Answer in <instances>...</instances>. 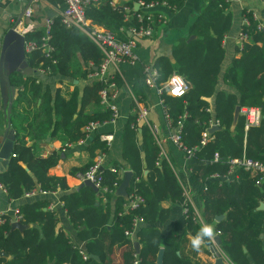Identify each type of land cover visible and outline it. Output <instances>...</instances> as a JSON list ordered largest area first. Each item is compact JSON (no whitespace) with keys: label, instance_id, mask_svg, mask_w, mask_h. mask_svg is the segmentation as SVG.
I'll list each match as a JSON object with an SVG mask.
<instances>
[{"label":"trees","instance_id":"trees-1","mask_svg":"<svg viewBox=\"0 0 264 264\" xmlns=\"http://www.w3.org/2000/svg\"><path fill=\"white\" fill-rule=\"evenodd\" d=\"M164 1L174 10L181 7L184 0ZM123 7L128 11L113 7L110 0H98L84 8V15L124 41L127 39L125 31L119 29L135 26L140 21L136 18L139 10H132L130 2ZM241 14L247 20V24L242 23L239 28L245 38L237 47L238 56L230 60L221 76L222 82L236 94L215 90L223 57L221 43L231 22L228 0H203L188 30V35L193 37L177 39L171 48V61L160 56L153 63L159 72V81L176 72L190 84L182 96L161 95L171 126L180 120L183 145H198L199 134L211 118L206 109L209 99L213 98L212 117L217 121L218 129L210 133L212 139L194 150L188 164L189 176L196 184H203L211 174L225 175L228 159L244 158L264 167V33L250 11L243 9ZM49 35L48 44L53 48L50 57H45L41 48H35L27 53L30 67L41 62L47 75L83 79L91 66L99 63L100 52L77 29L65 28L56 20L49 27ZM39 37L40 32L26 35L27 39L36 42ZM32 80L26 77L24 81L19 78L14 81L15 85L23 86L18 98L27 91L37 96L40 84ZM101 86L97 80L86 82L80 90L73 87L68 97H63L58 89L51 96L45 88V94L40 96V107L51 123V131L60 130L66 140L72 141L83 136L80 128L86 123L106 119L108 112L98 108L97 92ZM89 105L94 109L85 110ZM235 106L258 108L262 116L259 124L244 128L243 117L239 114L233 117ZM132 119L127 120L121 133V154L131 171V178L124 197L114 196L112 200V192L101 189L94 192L86 186L69 189L63 177L47 174L59 159L56 153L40 157L20 139L13 144V157L0 173V183L7 196L16 199L32 189L63 192L59 200L82 248L71 243L57 227L55 212L46 209L47 200L38 199L18 206L17 221L23 229L11 228V218L0 214V251L6 254L0 255V264H156L159 248L162 249L161 264H209L196 258L198 252L190 247V239L200 225L188 205L181 230L175 224L162 235L152 226L168 214L169 208L161 204L178 200L182 189L169 162L164 158L157 160L158 147L148 128L144 125L130 128L128 124ZM94 148L105 151L104 142L97 137L91 139L88 151L91 153ZM214 154L216 160H213ZM110 167L114 171L105 166L98 174L100 184L113 190L121 181L118 175L121 165L112 163ZM142 170L147 171L143 179ZM232 172L230 178L208 181L198 189L202 220L214 223L220 240L218 248L227 260L220 264H264V208L259 207L264 203V177L241 166H234ZM130 195L140 196L142 203L135 208L125 206V198ZM101 198L105 199L104 206ZM110 200L113 203L111 211ZM216 215L223 217L214 222ZM133 218L144 224L134 233L138 252L123 234ZM208 245L200 252L210 256ZM116 252L117 261L113 256ZM89 255L96 256L97 260Z\"/></svg>","mask_w":264,"mask_h":264},{"label":"crops","instance_id":"crops-1","mask_svg":"<svg viewBox=\"0 0 264 264\" xmlns=\"http://www.w3.org/2000/svg\"><path fill=\"white\" fill-rule=\"evenodd\" d=\"M137 1L138 0H110V4L113 7L119 9L123 8V10L128 11L123 5L130 2L131 9L136 10ZM202 2L203 0H184L181 7L174 10L164 6H157L154 8V12H158L163 16L164 22L155 27V33L150 38H140L135 41L133 53L136 56V60L134 63L121 62L116 66V71L114 72L116 96L114 101L118 109L117 118L113 122L101 125L88 136L84 137L83 134L82 137L72 141L66 140L60 130L54 132L51 131V123L49 122V119L44 116L40 107V96L45 94L44 89L46 88L47 93L51 96L54 94V91L58 89L63 97H68L73 87L80 90L86 82H91L93 80L87 76L88 72L83 79H75L60 75H47V71L45 73V69L41 67V62H39L34 68L29 66L27 63V53L32 50H24L25 61L27 66L31 68V73L26 75L12 73L8 76L9 85L13 87L12 94L8 88H4L3 91L0 90V143L7 126V121L14 132V139L11 143L9 157L7 158L6 164L3 167H0V173L6 169L8 161L13 157V144L20 139L24 142L25 146L32 147L36 156L45 157L53 152L59 156L57 163L47 170V174L56 177H63L69 189H75L74 187L81 182L74 177L75 172L88 165L95 155L101 156V167L107 166L110 168L112 163L121 165V168L118 170V175L121 179L125 171H130L121 154V133L123 127L129 118L133 117L134 119V112L137 107H146L147 122L154 124L158 130V139H156V142L149 129L148 131L154 140L153 142L157 144L158 148H161L162 151H164V159L169 162L174 176L182 189L181 197L178 200L170 203L163 202L161 204L164 208H169L168 214L162 221L154 222L152 226L162 235H164L175 224H178L179 230H181L180 228L183 226V216L186 205L192 209L194 217L200 226L203 223H206L203 222L201 216L202 201L198 196V189L208 181H222L228 179L233 175V172L228 173L226 177H212L209 175L204 180L203 184H196L191 180L188 169V164L191 160L185 158L179 149L168 140L170 130L167 128L163 117V106L162 103H159V96L154 89L145 86L142 83L141 78L142 65L150 64L153 66L154 61L160 56H164L171 61V48L176 43L177 39L181 37L191 39L193 37V35H188V30ZM27 6L30 7L31 13L28 17H25L22 16V12ZM63 7V0H0V45L5 30L11 25H14L15 30L18 33L24 35L26 41L33 40L27 39L26 35L34 32H40V37H42L45 31L44 21L46 19L51 20L52 25L53 22L58 20L59 12ZM243 9L251 12L253 18L258 21L260 28L264 24V3L261 0H228V10L230 12L231 22L229 30L223 36L221 43L223 57L219 64L217 84L215 86L216 91L220 90L225 93L236 94L233 88L222 82L221 76L225 68L229 65L230 60L233 57L238 56L236 50L239 46L238 33L243 20L241 14ZM95 25L105 29L101 25ZM126 29L127 27L119 30L121 32L125 31V35L128 39L129 35ZM52 50L53 48L51 51ZM87 64L91 65V62H88ZM91 67L92 71L95 66ZM38 69H41V71ZM26 77H31L33 83L40 84V90L38 91L37 96H33L31 91H27L23 97L18 98V93L22 91L23 86L15 85L14 81L17 80V78L24 81ZM212 100L213 98L211 97L208 101V112L211 114V117L213 114ZM98 106V108L104 109L99 102ZM240 107L238 106V108ZM91 109H94V106L89 105L85 108L87 111H90ZM238 114L241 115L239 109ZM108 117L109 113L106 119H108ZM52 118L53 116L50 117V119ZM133 119L129 122V127ZM142 125L146 126L144 123H139L135 126L139 127ZM80 129L83 132V126ZM104 133H109L112 136L108 145L104 143L105 151L100 148H94L90 153L88 151V146L91 139L97 137L99 141H102L100 140L99 135ZM146 172V170H142V179L145 177ZM119 184L113 189L111 194L112 197L110 198L111 200L114 196L124 197V194H118L117 189ZM32 190V193H27L29 192L27 191L23 193L21 197L12 199L7 196L5 188L0 183V214L4 213L12 220L15 215L14 211L18 209V206L21 203L38 199L47 200L46 209L55 212L57 217V227L62 230L71 243L82 248V242L75 238V230L70 225L68 218L65 215V211L62 208V203L59 200V196L63 192ZM111 200L108 203L110 211L112 210L113 204ZM104 202L105 199L101 198L103 206L105 204ZM213 221L217 222L214 218ZM12 222L16 221H11V223ZM209 224L214 226L213 222H209ZM142 225L144 224L139 223L133 234L128 237L132 242L135 241L133 240L135 231ZM211 245H214L213 242L210 243L208 247ZM208 247L207 249L211 254L210 256L203 252H199L196 253V258H199L202 261H207L209 264H213L215 259ZM113 256L115 257V261H117V252L114 253Z\"/></svg>","mask_w":264,"mask_h":264},{"label":"built area","instance_id":"built-area-1","mask_svg":"<svg viewBox=\"0 0 264 264\" xmlns=\"http://www.w3.org/2000/svg\"><path fill=\"white\" fill-rule=\"evenodd\" d=\"M98 0H63L64 7L59 12L58 21L65 28H76L84 35H86L89 40L97 47L101 54L99 63L95 66L92 71L87 73V76L91 80H97L102 83L101 88L98 90V102L99 104L109 113V117L106 120L102 121H90L83 126L84 137L88 136L94 130H96L101 125L113 122L118 116V109L115 104L116 96V81H115V69L116 66L121 62L134 63L136 56L133 53V47L135 41L140 38H150L155 33V27L158 24L164 22V18L158 12H154V8L157 6H164L168 8V5L164 0L158 1H148L144 2L142 0L137 1V9L139 12H136V18L140 22L135 26H128L127 32L129 38L126 40H119L116 36L95 24H93L86 16L84 15V8L92 2ZM30 7H25L22 16L28 17L30 15ZM126 19L127 16L125 15ZM253 18V16H252ZM243 24H247V20L243 18ZM44 35L40 37L39 41L29 40L24 42V50L30 51L35 48H41L44 52L45 57H50L51 47L47 44V39L49 37V27L51 25V20L46 19L44 21ZM258 27H260L258 25ZM245 35L238 33L239 45L244 40ZM53 62V61H52ZM41 71V69H38ZM159 72L158 70L150 65L145 64L141 67V78L142 83L154 89V91L159 96V103H162L161 95L167 94L173 97L182 96L187 90V81L176 72H171L164 80L159 81ZM239 113L243 117L244 128L249 126H257L261 119V113L258 108L255 107H240ZM208 108L206 111L208 112ZM147 108L146 107H137L134 112V121L130 123V127H134L139 123H144L152 134L155 142L158 139V130L154 124L148 123L146 120ZM163 117L166 123L167 128L170 130L168 134V140L173 143L181 152V154L190 159V156L193 154L194 150L205 144L208 140L212 139L209 129L213 126H217V121L214 118H209L208 122L202 129L199 134L198 145L193 147H187L181 143L180 139V120L176 122L175 126H171L169 118L165 113L163 108ZM100 140H102L106 145H108L112 139L111 134L104 133L99 135ZM158 147V146H157ZM13 156V154H12ZM164 151L161 148H158L157 160L164 157ZM217 155H213V160H216ZM228 169L223 177L233 171L234 166H241L246 170H251L256 173H260L261 177H264V167L261 164L247 160L244 158L228 159ZM101 168V156L95 155L92 158V161L82 170L77 171L74 174V177L82 181L84 179L89 180L96 187L97 190L101 189L102 192L108 191L112 192L113 190H108L105 186L100 184L101 177L98 174V170ZM110 171H114L112 167L109 168ZM212 177H217L216 174H211ZM257 179L256 183L260 180ZM117 185H114V188ZM33 190H30L27 193H32ZM139 203H142V198L137 195H130L125 198V206L129 208H135ZM17 210L14 211L15 215L11 221H17L18 215ZM1 222V219H0ZM140 220L138 218H133L131 221L130 227L124 230L123 234L126 237H130ZM216 255L213 254V258H220L221 262H227L226 257L222 254L218 247H216Z\"/></svg>","mask_w":264,"mask_h":264},{"label":"water","instance_id":"water-1","mask_svg":"<svg viewBox=\"0 0 264 264\" xmlns=\"http://www.w3.org/2000/svg\"><path fill=\"white\" fill-rule=\"evenodd\" d=\"M137 9V7L135 8ZM261 31L264 33V24L261 27ZM24 42L25 37L24 35L18 33L15 30L14 25L9 26L1 40L0 45V90L3 91L4 88H8L10 93L13 92V87L9 85L8 76L12 73H19L21 75H26L31 73V68L27 66L25 61V52H24ZM187 88L189 87V83L187 82ZM8 110V105H7ZM238 115V106L234 107L233 110V117L235 118ZM218 129L217 126H213L209 129L210 132L213 130ZM14 139V132L12 127L10 126L9 122L7 121V126L5 129V132L3 134L2 141L0 143V167H3L6 164L7 158L10 154V147L11 143ZM131 173L130 171H125L121 177L120 184L118 186V194L123 195L125 194L126 186L128 185V182L130 180ZM81 186H86L90 188L92 191L96 192V187L90 182L89 180H82L77 186H75V189H78ZM260 208H264V203H261L259 205ZM222 215H216L214 217L215 221H219L222 219ZM11 228H17V229H23L24 226L20 224L19 222H12L10 224ZM219 237L218 235L215 236V239L213 241L214 245L209 246V251L216 255V247L219 245ZM132 247L135 252H138L139 246L136 241L132 242ZM161 253L162 249L159 248L156 253L155 263L161 264ZM0 255H6L4 252L0 251ZM89 257H92L93 259L97 260V257L94 255H89ZM221 260L220 258H216L213 264H220Z\"/></svg>","mask_w":264,"mask_h":264},{"label":"clouds","instance_id":"clouds-1","mask_svg":"<svg viewBox=\"0 0 264 264\" xmlns=\"http://www.w3.org/2000/svg\"><path fill=\"white\" fill-rule=\"evenodd\" d=\"M216 234V230L212 224L203 223L190 239L191 249L199 253L203 247L214 241ZM155 239L158 240L159 238Z\"/></svg>","mask_w":264,"mask_h":264}]
</instances>
